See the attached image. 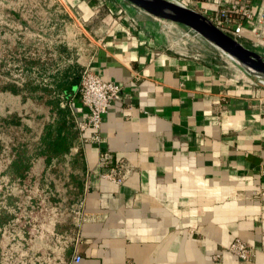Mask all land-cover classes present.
I'll return each mask as SVG.
<instances>
[{
  "label": "crops",
  "instance_id": "crops-1",
  "mask_svg": "<svg viewBox=\"0 0 264 264\" xmlns=\"http://www.w3.org/2000/svg\"><path fill=\"white\" fill-rule=\"evenodd\" d=\"M68 4L84 19L107 10L87 31L79 66L122 87L101 149L134 172L120 187L102 179L99 147L77 140L85 183L91 176L82 258L66 264H264V83L188 28L125 0ZM236 239L255 248L250 262L227 250Z\"/></svg>",
  "mask_w": 264,
  "mask_h": 264
},
{
  "label": "trees",
  "instance_id": "trees-1",
  "mask_svg": "<svg viewBox=\"0 0 264 264\" xmlns=\"http://www.w3.org/2000/svg\"><path fill=\"white\" fill-rule=\"evenodd\" d=\"M63 54L65 58L69 55ZM62 59L59 58L61 65L64 62ZM31 65V62L26 64L25 79L21 83H6L1 91L26 101L46 98L48 93L47 103L51 108L45 121L47 115L23 117L15 113L2 120L0 125L2 130H24L29 135L25 143L17 139L12 142L16 144L11 146L10 159L6 158V166L0 172V199L8 193L6 200L9 208L0 211V239L4 234L17 235L15 239L18 242L23 233V250L31 252L32 241L38 239L37 234L32 233L34 228L42 230V227L48 226V231L44 228L41 234L42 242L56 245L54 249L59 251L49 248L33 253L32 257H37L36 261L33 260L34 264H66L75 251L77 228L73 211L80 203L85 188L84 158L80 145H76L79 134L69 106L78 88L82 68L76 63L62 67L58 63L57 69L46 76L44 72L47 69L41 67L42 70L36 72ZM38 76L47 77L48 82L45 78L42 82L37 81ZM5 177L9 179H3ZM63 213L69 217H64ZM2 250L0 246V264ZM13 253L16 254L15 251ZM56 253H59L58 257ZM45 255H48L49 262L44 259ZM15 264H22V261Z\"/></svg>",
  "mask_w": 264,
  "mask_h": 264
},
{
  "label": "rangeland",
  "instance_id": "rangeland-1",
  "mask_svg": "<svg viewBox=\"0 0 264 264\" xmlns=\"http://www.w3.org/2000/svg\"><path fill=\"white\" fill-rule=\"evenodd\" d=\"M106 14L107 10L103 8L96 16L97 19L95 16L84 19L81 13H77L70 7L68 0H0V125L2 120L15 113L22 114L23 117L47 115L44 117V121L49 118L51 106L47 103L49 101L48 93L46 98L26 101L20 96L3 93L1 87L6 83H21L25 79L26 64L30 62L34 67L32 69H35L36 72L42 70L43 67L47 69L44 72L46 76L57 69L58 63L61 65L59 58H64L61 67L70 63L80 65L81 55L91 42L86 36L87 31L89 32L92 23H94L93 25L101 23ZM96 21L98 23H95ZM64 52L66 55L69 54L67 58L63 57ZM41 76H38L37 81L42 82L45 77ZM45 79L48 82V78ZM0 129V144L3 146V150L0 151L1 172L6 166V158L10 159L11 146L16 144L12 142L17 139L21 143H25L29 135L24 130L10 128L2 130V127ZM3 195L4 198L0 199L1 212L2 209H9L6 200L8 193ZM63 216L69 217L66 213H63ZM44 228L47 231L49 229L48 226L42 227V230L36 227L33 232L31 231L37 234L38 238L32 241L34 245L30 249L31 252L23 250L24 246L21 244L25 238L23 233L20 234L18 242L15 239L17 235L12 237L4 234L0 239V246L3 249L2 264H15L20 261L22 264H34L37 257L34 259L32 256L37 251L54 249L56 245H51V247L50 244L42 242L44 239L41 234ZM14 251L17 255L13 253ZM54 251L59 250L55 248ZM55 255L57 256L59 253ZM47 256L45 255L44 259L49 262L50 259Z\"/></svg>",
  "mask_w": 264,
  "mask_h": 264
},
{
  "label": "built area",
  "instance_id": "built-area-1",
  "mask_svg": "<svg viewBox=\"0 0 264 264\" xmlns=\"http://www.w3.org/2000/svg\"><path fill=\"white\" fill-rule=\"evenodd\" d=\"M175 2L184 4L208 18L219 30L231 36L238 42L250 49L260 52L262 55L264 42V0H181ZM169 22V21H165ZM171 25L175 23L169 22ZM195 37L202 38L200 35L190 30ZM249 39L252 44L249 45ZM212 45V44H211ZM213 46V45H212ZM215 47V46H214ZM216 48V47H215ZM123 89L113 82L104 81L91 68L87 66L82 72V76L69 106L76 122V130L79 134L81 143L91 142L99 147V158L97 168L102 179L112 182L116 186H122L126 179L134 172V167L126 163L124 159L117 158L113 153L101 149L105 139L101 135V127L104 116L109 108L116 102L123 101ZM75 102H80L86 114L82 119L77 118L74 109ZM87 173L85 188L90 184ZM82 198L80 203L74 207L73 219L76 223L75 232V251L73 262H80L81 255L78 251L80 236L78 229L81 228L84 220ZM227 250L237 256L241 261L250 262L255 256V248L236 239ZM214 261L220 259L219 255L213 257Z\"/></svg>",
  "mask_w": 264,
  "mask_h": 264
},
{
  "label": "water",
  "instance_id": "water-1",
  "mask_svg": "<svg viewBox=\"0 0 264 264\" xmlns=\"http://www.w3.org/2000/svg\"><path fill=\"white\" fill-rule=\"evenodd\" d=\"M147 14L182 25L264 78V56L219 30L208 18L174 0H125ZM252 74V73H251ZM263 83V82H262Z\"/></svg>",
  "mask_w": 264,
  "mask_h": 264
},
{
  "label": "bare ground",
  "instance_id": "bare-ground-1",
  "mask_svg": "<svg viewBox=\"0 0 264 264\" xmlns=\"http://www.w3.org/2000/svg\"><path fill=\"white\" fill-rule=\"evenodd\" d=\"M239 65L245 70L247 71L249 74H251L255 79L259 80L260 82L264 83V78H262L259 74H256L255 72L251 71L250 69H248L247 67L243 66L242 64L239 63Z\"/></svg>",
  "mask_w": 264,
  "mask_h": 264
}]
</instances>
